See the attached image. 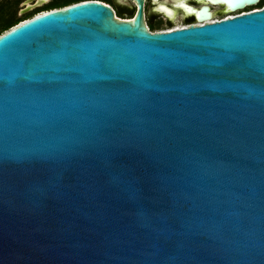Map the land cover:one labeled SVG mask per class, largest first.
<instances>
[{
    "label": "water",
    "instance_id": "95a60500",
    "mask_svg": "<svg viewBox=\"0 0 264 264\" xmlns=\"http://www.w3.org/2000/svg\"><path fill=\"white\" fill-rule=\"evenodd\" d=\"M129 1L0 35V264H264V6Z\"/></svg>",
    "mask_w": 264,
    "mask_h": 264
},
{
    "label": "flooded vegetation",
    "instance_id": "af4514ba",
    "mask_svg": "<svg viewBox=\"0 0 264 264\" xmlns=\"http://www.w3.org/2000/svg\"><path fill=\"white\" fill-rule=\"evenodd\" d=\"M51 0H0V35L36 13L42 12ZM213 6L210 5L213 16Z\"/></svg>",
    "mask_w": 264,
    "mask_h": 264
},
{
    "label": "trees",
    "instance_id": "16d2710c",
    "mask_svg": "<svg viewBox=\"0 0 264 264\" xmlns=\"http://www.w3.org/2000/svg\"><path fill=\"white\" fill-rule=\"evenodd\" d=\"M81 1H85V0H51L47 5H45L43 11H50L53 9L66 7L68 5L78 3ZM94 1H100L109 4L115 10L116 15L119 18H130L135 12L134 6L130 7L125 3H117L116 0H94ZM263 6H264V0H259V3L256 5V7H254V9H260ZM145 18L150 31H157L163 29L159 23L149 18V14H146ZM168 24L170 25L171 23L168 21V23L164 24L165 27H168L169 26Z\"/></svg>",
    "mask_w": 264,
    "mask_h": 264
},
{
    "label": "rangeland",
    "instance_id": "374dc122",
    "mask_svg": "<svg viewBox=\"0 0 264 264\" xmlns=\"http://www.w3.org/2000/svg\"><path fill=\"white\" fill-rule=\"evenodd\" d=\"M125 1H126L127 5H129L130 7L132 6L129 0H125ZM195 6L198 7L199 5L195 4ZM254 7H256V6L248 7V8H245V9L241 10V11H236L234 13H229V12L219 13V11H223L224 9L221 6L216 5V6H213V11L215 12L213 20L220 19V18H226L228 16H233V15H236V14H239V13L242 14L245 11L247 12V11H250V10H255ZM145 13L149 14V18L151 20L156 21L157 23H159L161 25V27L163 29L158 30V31H163V30H166V29H173V28L176 29V28H180V27H185V26L188 25V22L191 21L187 17H184V15H183V13L181 11L177 10V15H176L175 19L173 20V23L170 24V25L168 24L169 26L165 27L164 24L168 23V20L164 16H162L161 14L152 12V6H151V4L149 2L146 3ZM32 18H33L32 16H29L27 19H32ZM7 30H9V29H7Z\"/></svg>",
    "mask_w": 264,
    "mask_h": 264
},
{
    "label": "built area",
    "instance_id": "2783aa9c",
    "mask_svg": "<svg viewBox=\"0 0 264 264\" xmlns=\"http://www.w3.org/2000/svg\"><path fill=\"white\" fill-rule=\"evenodd\" d=\"M45 12H47V11H42V12L36 13V14L32 15V17H36V16H38V15H40V14H42V13H45ZM27 20H29V19H25V20H23V21H20L17 25H19V24H21V23H23V22H25V21H27ZM17 25H15V26H17ZM15 26H14V27H15ZM170 30H172V29H166V30H163V31H170Z\"/></svg>",
    "mask_w": 264,
    "mask_h": 264
},
{
    "label": "bare ground",
    "instance_id": "6f19581e",
    "mask_svg": "<svg viewBox=\"0 0 264 264\" xmlns=\"http://www.w3.org/2000/svg\"><path fill=\"white\" fill-rule=\"evenodd\" d=\"M207 4V3H206ZM214 6H216V4L214 5ZM223 9H225V7L223 6L222 7ZM169 12L171 13V17L174 19L175 17H176V10H174V9H170L169 10ZM234 16V15H233ZM214 19V18H213ZM212 21H214V20H212Z\"/></svg>",
    "mask_w": 264,
    "mask_h": 264
}]
</instances>
